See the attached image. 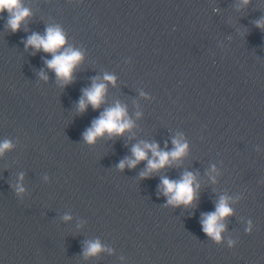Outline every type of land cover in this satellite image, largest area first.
<instances>
[{"label":"water","instance_id":"obj_1","mask_svg":"<svg viewBox=\"0 0 264 264\" xmlns=\"http://www.w3.org/2000/svg\"><path fill=\"white\" fill-rule=\"evenodd\" d=\"M22 2L17 31L0 15V264H264V0ZM48 26L83 53L68 84L25 47ZM94 78L105 103L78 112ZM116 102L133 127L85 142ZM173 138L187 144L173 165L117 167L134 144ZM185 171L197 198L169 205L161 177ZM221 196L232 214L217 242L200 221Z\"/></svg>","mask_w":264,"mask_h":264},{"label":"clouds","instance_id":"obj_2","mask_svg":"<svg viewBox=\"0 0 264 264\" xmlns=\"http://www.w3.org/2000/svg\"><path fill=\"white\" fill-rule=\"evenodd\" d=\"M4 13H7V28L15 32L30 15V10L24 6L22 0H0V15ZM66 44L65 33L59 26L46 27L43 35L34 32L25 41L26 48L30 46L34 50H42L50 54L51 59H46L45 64L49 70L55 73L61 85L72 81L73 73L83 59V53L79 49L66 46ZM40 75L47 79L43 71ZM102 79L108 83H115V77L109 74H105ZM106 91V83L101 82L100 78H94L91 86L83 89L82 96L77 102V111L83 112L89 105L94 110L99 109L105 103ZM132 127L133 121L129 118L126 107L116 102L100 112L99 117L94 119L91 126L84 131L83 138L87 143H94L97 138L105 135L108 137L120 136ZM172 145L171 150H165L161 149L155 142L141 141L132 146L131 157L121 160L117 167L123 169L127 165L129 168H133L139 162L146 161V167L141 176H148L150 173L173 165L186 154L187 144L183 142L182 138H173ZM10 147L11 144L8 140L0 142V153ZM198 189L199 184L196 182L195 175L188 171L183 172L180 178L175 180L163 176L159 185V190L166 197V202L173 206L193 204L197 198ZM17 191L22 192L23 188L17 185ZM231 214L232 209L227 198L221 196L215 205V210L203 214L200 221L202 231L219 242L221 232L224 230L222 221ZM65 218L67 219V217ZM99 251H101L99 241L90 242L85 249V255H95Z\"/></svg>","mask_w":264,"mask_h":264}]
</instances>
